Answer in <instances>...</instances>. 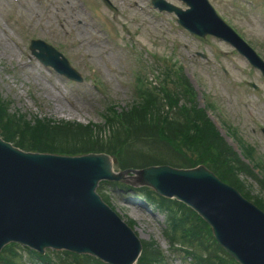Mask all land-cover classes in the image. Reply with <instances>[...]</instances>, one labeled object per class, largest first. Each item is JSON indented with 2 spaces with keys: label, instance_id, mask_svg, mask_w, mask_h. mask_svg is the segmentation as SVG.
<instances>
[{
  "label": "rangeland",
  "instance_id": "374dc122",
  "mask_svg": "<svg viewBox=\"0 0 264 264\" xmlns=\"http://www.w3.org/2000/svg\"><path fill=\"white\" fill-rule=\"evenodd\" d=\"M90 1L97 10L100 0ZM212 1L264 56L262 17L245 14L238 8V3L231 0ZM248 2L264 12V3ZM75 4L72 6L77 9ZM111 4L117 10L97 11L114 31L108 35L98 20L96 26L79 8L74 11L63 9V2L58 0H0V97L12 98V109L31 115L57 121L102 123V113L108 103L126 108L136 98L133 80L138 67L143 69L141 63L138 66V57L140 61H143L142 57L149 60L151 68H155L160 57H170L171 62L184 67L198 91L200 104L217 105L218 110L213 109L211 113L218 129L229 136L219 122L218 115L222 114L228 125L236 126L244 140L256 146L264 156V79L250 71L244 59L230 46L214 39L200 42L183 36L174 17L151 10L148 0H111ZM125 28L129 32L123 40L119 34L121 31L126 33ZM97 29L102 33L99 34ZM32 37L43 39L63 52L84 76V81L71 83L40 65L27 48ZM197 51L207 53L209 61L197 57ZM152 53L156 54V59ZM224 68L229 70L228 76H225ZM145 72L148 79L156 80L155 76L149 77ZM245 79L255 81L261 90L255 92L249 88L241 82ZM94 81L99 89L93 88ZM56 96L66 102L70 110L58 109ZM249 109L254 116L249 114ZM229 139L236 145L231 137ZM136 162L134 164L141 167L147 165L144 159ZM243 178L251 184L254 193L260 191L251 178ZM103 193L109 196L110 206L115 211L135 222L141 240L155 239L174 260L172 264H187L182 256L172 253L164 235V216L150 204L143 199L139 202L132 191L125 192L109 185H105ZM135 209L138 211L132 215Z\"/></svg>",
  "mask_w": 264,
  "mask_h": 264
},
{
  "label": "water",
  "instance_id": "95a60500",
  "mask_svg": "<svg viewBox=\"0 0 264 264\" xmlns=\"http://www.w3.org/2000/svg\"><path fill=\"white\" fill-rule=\"evenodd\" d=\"M139 181L175 191L211 219L217 237L245 264H264V213L204 167H152ZM107 155L25 153L0 139V248L17 239L91 252L113 264H132L141 245L95 194L102 179L121 180Z\"/></svg>",
  "mask_w": 264,
  "mask_h": 264
},
{
  "label": "trees",
  "instance_id": "16d2710c",
  "mask_svg": "<svg viewBox=\"0 0 264 264\" xmlns=\"http://www.w3.org/2000/svg\"><path fill=\"white\" fill-rule=\"evenodd\" d=\"M9 108V102L0 99V132L7 140L15 141L17 145L26 150L61 154H80L82 152L94 150H106L107 152H111L117 148H121L117 146V143H119L120 146L122 145L121 140L116 143V140L113 142L111 139L110 143L105 141L107 145H103L100 139H90L91 144H89L87 139L88 134H86V138L83 139V134L78 132L77 127L73 125L70 127H57L38 121L37 125L34 126L25 115L19 114L18 112L12 113ZM138 114L140 126L138 130L140 134H148L149 128L147 125L154 124V121L149 122V116L147 119L145 111ZM199 117L200 116H198V118ZM198 118L189 117L186 121H180L174 117L168 123L166 129L170 136L169 139L178 143L181 146L180 148L190 151L192 160H194L196 156L198 160H201H199V162L210 163L215 166V169L218 171L222 169L225 176L222 175L227 181L235 182L239 180L237 171L239 169L241 172H246L247 164L237 157L233 150L227 146L224 139L215 133L213 127H211L208 122H204L205 131H203L196 123ZM152 120H155V118H152ZM69 125L70 124L67 126ZM98 145H101V147H98ZM134 147L136 148V145L129 147L128 152ZM246 155L251 157L250 150L246 151ZM228 161L231 162L226 165ZM134 163L137 162L131 160L130 165L125 164L126 166L123 167L135 168L136 165ZM226 169H229V171ZM260 181L262 183L264 182L263 179ZM189 218L188 216L183 219V225L190 224L188 222ZM148 255V259L151 260V263L145 260L146 264H153L161 260V254L154 248V244H151V250L148 252ZM218 257L219 260L213 258L208 260L201 259L200 264H217V262H219V264H230L228 260L222 258L220 255H218Z\"/></svg>",
  "mask_w": 264,
  "mask_h": 264
},
{
  "label": "bare ground",
  "instance_id": "6f19581e",
  "mask_svg": "<svg viewBox=\"0 0 264 264\" xmlns=\"http://www.w3.org/2000/svg\"><path fill=\"white\" fill-rule=\"evenodd\" d=\"M68 2L70 3V0H68ZM56 103H57V105H58V109H61L62 111H66V109L68 108V110H70V108H69V106H68V104L66 103V102H62L60 99H59V97H57L56 99ZM138 211V209H135L134 211H133V213H132V215H136L135 213ZM138 217H139V215H138Z\"/></svg>",
  "mask_w": 264,
  "mask_h": 264
}]
</instances>
